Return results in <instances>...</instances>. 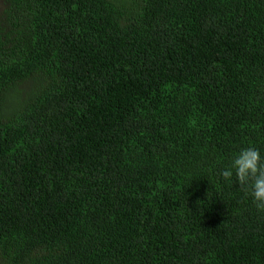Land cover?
Listing matches in <instances>:
<instances>
[{"label":"trees","instance_id":"1","mask_svg":"<svg viewBox=\"0 0 264 264\" xmlns=\"http://www.w3.org/2000/svg\"><path fill=\"white\" fill-rule=\"evenodd\" d=\"M247 147L264 0H0V264H264Z\"/></svg>","mask_w":264,"mask_h":264},{"label":"clouds","instance_id":"2","mask_svg":"<svg viewBox=\"0 0 264 264\" xmlns=\"http://www.w3.org/2000/svg\"><path fill=\"white\" fill-rule=\"evenodd\" d=\"M235 174L236 183L251 196L256 208L264 211V156L259 149H241L233 158L231 165L220 172L230 185Z\"/></svg>","mask_w":264,"mask_h":264}]
</instances>
